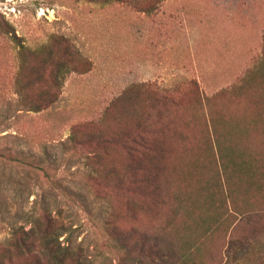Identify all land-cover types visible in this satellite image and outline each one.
I'll return each instance as SVG.
<instances>
[{"label": "rangeland", "instance_id": "obj_1", "mask_svg": "<svg viewBox=\"0 0 264 264\" xmlns=\"http://www.w3.org/2000/svg\"><path fill=\"white\" fill-rule=\"evenodd\" d=\"M98 157L118 173L103 196ZM44 214L82 264L145 233L155 264H264V0H0L1 261Z\"/></svg>", "mask_w": 264, "mask_h": 264}, {"label": "trees", "instance_id": "obj_2", "mask_svg": "<svg viewBox=\"0 0 264 264\" xmlns=\"http://www.w3.org/2000/svg\"><path fill=\"white\" fill-rule=\"evenodd\" d=\"M111 0H103V2H108ZM16 38H19L16 34H14ZM139 142L137 138H133L128 145L126 144L127 150L130 153L133 152H141L143 150L149 149V143L146 139H143ZM163 148L159 145L156 151H161ZM219 155L221 158L222 164V174L225 175V185H226V198H231V204L233 209L236 211H240V207L238 206L236 200L233 197L234 190L232 189L229 181H228V168L230 167V162L226 161V154L222 151L219 145ZM98 160H93L89 163L91 167H93V171L90 174L91 179L98 180L99 184L101 185L100 188H103L102 193L99 194L103 196V193H107V191H113V189L118 186V173H117V166L114 163L106 166L104 164V157H98ZM232 164H235L232 162ZM238 167L241 171H245L247 169V164L244 161L237 163ZM102 166V167H101ZM129 167L131 170H136L138 168L137 162L135 157H131L129 161ZM145 170H153L152 178L153 180L149 183V192L147 196H151L150 204L151 208H156L160 205H164L167 203V198L165 194V186L168 183L167 177L165 175V164L163 163H151V168L144 167ZM165 169V170H164ZM106 197V196H105ZM186 201L184 197L181 198V208L183 203ZM228 210L222 212L220 217L223 219L221 220L224 222L227 218L231 215ZM222 215V216H221ZM224 215V216H223ZM226 216V218H224ZM49 216L43 215L42 219L40 217L37 218L35 224L25 232V235H21L19 237H15L12 239V245L15 247L21 257L23 259L16 263L14 260V256H11L10 260L11 264H82L80 260V256H76V252L69 251L67 247L61 245V241L59 239V231L61 227L56 226L55 224L51 223ZM154 241V242H153ZM157 236L152 237L151 235L145 233L142 237V240L139 243V254H136V247L133 246V242H120L119 246L123 249V257L119 261V264H155L158 261L156 257L160 254L159 251L161 250V245L158 242ZM149 242V243H148ZM147 249H151V253H146ZM156 252V254H155ZM185 256V255H184ZM181 256V259L184 257ZM161 259L164 256H159ZM186 257V256H185ZM3 258L0 255V263L5 264V261H1ZM180 259V261H181ZM162 261V260H160ZM180 261L173 262V264H179Z\"/></svg>", "mask_w": 264, "mask_h": 264}]
</instances>
